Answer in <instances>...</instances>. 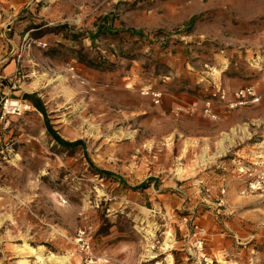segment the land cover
Segmentation results:
<instances>
[{
    "label": "rangeland",
    "instance_id": "rangeland-1",
    "mask_svg": "<svg viewBox=\"0 0 264 264\" xmlns=\"http://www.w3.org/2000/svg\"><path fill=\"white\" fill-rule=\"evenodd\" d=\"M239 4L0 0V264H264V0Z\"/></svg>",
    "mask_w": 264,
    "mask_h": 264
},
{
    "label": "built area",
    "instance_id": "built-area-1",
    "mask_svg": "<svg viewBox=\"0 0 264 264\" xmlns=\"http://www.w3.org/2000/svg\"><path fill=\"white\" fill-rule=\"evenodd\" d=\"M221 98L224 97V92H221ZM151 97L155 103H158L160 100L159 92H151ZM258 100V96L252 86H245L237 89L233 96L232 100L228 103L229 108L236 107L237 105L243 104L245 102H255ZM206 110H209L206 108ZM177 114V113H176Z\"/></svg>",
    "mask_w": 264,
    "mask_h": 264
},
{
    "label": "trees",
    "instance_id": "trees-1",
    "mask_svg": "<svg viewBox=\"0 0 264 264\" xmlns=\"http://www.w3.org/2000/svg\"><path fill=\"white\" fill-rule=\"evenodd\" d=\"M25 99H28L30 100V102L36 107L37 110H39L45 117V127H46V130L47 132L52 135L53 139L58 143V144H61L63 146H67V147H73V146H77L79 144H82V140H75V141H72V142H68V141H65V140H62L55 132V130H53V128L51 127V125L48 123V120L45 116V111H44V107L41 103V101L38 99V98H34V96L30 95V94H25L24 95ZM103 171V170H102ZM103 172H106V171H103ZM107 174H110V175H114L113 173L111 172H106ZM120 179V178H119ZM121 180V179H120ZM142 186L146 185V183H142L140 184Z\"/></svg>",
    "mask_w": 264,
    "mask_h": 264
},
{
    "label": "crops",
    "instance_id": "crops-1",
    "mask_svg": "<svg viewBox=\"0 0 264 264\" xmlns=\"http://www.w3.org/2000/svg\"><path fill=\"white\" fill-rule=\"evenodd\" d=\"M166 104L165 103H162L161 105H159L158 106V111H159V113L160 112H163V115L164 114H167V113H165L164 111L166 110V106H165ZM162 106H164L163 108H162ZM165 117L167 116V115H164ZM130 164H132V165H130ZM140 169L141 168V164L140 165H136V163H134V161H132L131 163H128V162H126V165L124 166V168H122V170H123V173H127V174H130V172H135L136 171V169ZM103 171H106V172H111V171H107V170H103ZM111 173H113L114 174V176H116L117 174L116 173H114V172H111ZM116 177H118V176H116ZM121 179V180H123V178L121 177V176H119L118 177V179Z\"/></svg>",
    "mask_w": 264,
    "mask_h": 264
},
{
    "label": "bare ground",
    "instance_id": "bare-ground-1",
    "mask_svg": "<svg viewBox=\"0 0 264 264\" xmlns=\"http://www.w3.org/2000/svg\"><path fill=\"white\" fill-rule=\"evenodd\" d=\"M234 2H236V4L238 3H240V0H234ZM239 5H241V4H239ZM244 8L246 9L245 10V12L246 13H249V8L248 7H246V6H244ZM135 99H133L132 101H134ZM11 105H16V103L15 102H12L11 103ZM28 106V105H27ZM27 106H23L24 108H27ZM30 252H32L31 250H30ZM37 257L40 259V260H43V258L42 257H40V255H37ZM152 257V256H151Z\"/></svg>",
    "mask_w": 264,
    "mask_h": 264
}]
</instances>
